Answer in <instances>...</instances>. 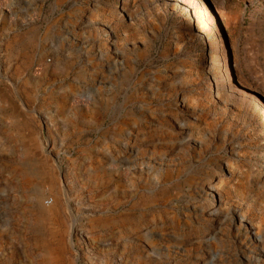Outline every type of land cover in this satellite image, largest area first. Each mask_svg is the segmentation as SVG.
I'll use <instances>...</instances> for the list:
<instances>
[{"label": "rangeland", "instance_id": "1", "mask_svg": "<svg viewBox=\"0 0 264 264\" xmlns=\"http://www.w3.org/2000/svg\"><path fill=\"white\" fill-rule=\"evenodd\" d=\"M0 264H264V0H0Z\"/></svg>", "mask_w": 264, "mask_h": 264}, {"label": "built area", "instance_id": "2", "mask_svg": "<svg viewBox=\"0 0 264 264\" xmlns=\"http://www.w3.org/2000/svg\"><path fill=\"white\" fill-rule=\"evenodd\" d=\"M45 203H46V205H51V204H52V200H51V199H47V200L45 201Z\"/></svg>", "mask_w": 264, "mask_h": 264}, {"label": "crops", "instance_id": "3", "mask_svg": "<svg viewBox=\"0 0 264 264\" xmlns=\"http://www.w3.org/2000/svg\"><path fill=\"white\" fill-rule=\"evenodd\" d=\"M59 128L61 129V126H59Z\"/></svg>", "mask_w": 264, "mask_h": 264}, {"label": "bare ground", "instance_id": "4", "mask_svg": "<svg viewBox=\"0 0 264 264\" xmlns=\"http://www.w3.org/2000/svg\"><path fill=\"white\" fill-rule=\"evenodd\" d=\"M261 106V105H260Z\"/></svg>", "mask_w": 264, "mask_h": 264}]
</instances>
